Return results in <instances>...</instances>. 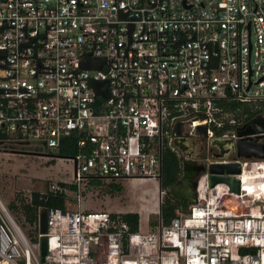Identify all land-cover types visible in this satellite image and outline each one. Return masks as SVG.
Listing matches in <instances>:
<instances>
[{"label": "built area", "instance_id": "obj_1", "mask_svg": "<svg viewBox=\"0 0 264 264\" xmlns=\"http://www.w3.org/2000/svg\"><path fill=\"white\" fill-rule=\"evenodd\" d=\"M245 103L264 118V0H0V151L73 160L78 200L95 180L161 179L175 137L232 138L242 166L239 191L203 172L197 202L148 232L49 208L28 236L0 198V264H264V158L236 146Z\"/></svg>", "mask_w": 264, "mask_h": 264}, {"label": "rangeland", "instance_id": "obj_2", "mask_svg": "<svg viewBox=\"0 0 264 264\" xmlns=\"http://www.w3.org/2000/svg\"><path fill=\"white\" fill-rule=\"evenodd\" d=\"M75 181L73 160L0 151V198L8 207L14 198L30 200L34 191H46L53 183L73 184ZM113 183L122 184L123 190H108L107 187ZM77 195L78 193L72 190L66 201L67 209L107 210L122 216L127 212H138V229L142 232L151 231L160 224L159 178L103 180L100 185L82 186L80 200ZM10 211L12 212L11 209ZM13 216L28 236L34 232V225L25 223L15 214Z\"/></svg>", "mask_w": 264, "mask_h": 264}, {"label": "water", "instance_id": "obj_3", "mask_svg": "<svg viewBox=\"0 0 264 264\" xmlns=\"http://www.w3.org/2000/svg\"><path fill=\"white\" fill-rule=\"evenodd\" d=\"M261 132H264V118L262 116H256L238 129V135L245 136L236 145L239 157L264 158V142H261L260 136L256 135ZM201 141H204V144L207 142L205 138L198 137H175L174 139V145L183 158V172L178 181L170 188V193L181 203V209L185 211L189 210L191 204L197 202L196 178L203 172H208L211 185L216 182H225L231 189L236 191H239L241 187V182L236 175L242 172V166L240 163L229 161L230 154L235 153L234 140L232 138L225 140L213 139L210 143V149L216 147L219 152L213 154L208 163L199 161L202 158V151L206 148L205 145L203 144L200 149L193 146ZM45 225L46 220L42 223L43 230H45ZM46 243L47 239L43 238L42 262L45 261L47 254Z\"/></svg>", "mask_w": 264, "mask_h": 264}, {"label": "trees", "instance_id": "obj_4", "mask_svg": "<svg viewBox=\"0 0 264 264\" xmlns=\"http://www.w3.org/2000/svg\"><path fill=\"white\" fill-rule=\"evenodd\" d=\"M242 106L240 115L246 121L256 115L254 105L251 103H245ZM75 153V148H63L62 155H70ZM183 158L171 147L166 146L163 153V169L160 179V188L166 189L167 194L160 205V213L164 223H169L171 219L181 211V203L175 199L171 193L170 188L181 177ZM103 180H95L91 184L92 186L100 185ZM65 184V183H62ZM67 185V184H65ZM71 189H75V186L68 184ZM108 190L111 192H120L123 190L122 184L113 183L109 185ZM31 199L14 198L9 203V207L20 220L23 219L25 223L34 225L36 229L37 223L40 221L43 223L46 220V212L49 208H63L66 209L67 195L61 192H53L50 188L46 191H34L32 192ZM8 207V208H9ZM123 218L130 223L132 230H138L140 216L138 212H127L123 214Z\"/></svg>", "mask_w": 264, "mask_h": 264}, {"label": "flooded vegetation", "instance_id": "obj_5", "mask_svg": "<svg viewBox=\"0 0 264 264\" xmlns=\"http://www.w3.org/2000/svg\"><path fill=\"white\" fill-rule=\"evenodd\" d=\"M203 144H204V141H201L199 143H196V145L195 144L193 145V143H192V145L195 148H198V149H200V147L203 146ZM204 145H205L206 148H205L204 151H202V158L199 160L200 162H207V160L210 159V157L213 154L217 153V150H216L217 148L216 147L211 148V149L210 148H207L208 147V142H206Z\"/></svg>", "mask_w": 264, "mask_h": 264}]
</instances>
